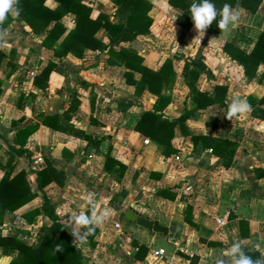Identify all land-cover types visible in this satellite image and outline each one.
Returning <instances> with one entry per match:
<instances>
[{"label": "crops", "instance_id": "0c3cea01", "mask_svg": "<svg viewBox=\"0 0 264 264\" xmlns=\"http://www.w3.org/2000/svg\"><path fill=\"white\" fill-rule=\"evenodd\" d=\"M88 1L94 9L102 6L99 0ZM108 1L110 10H95L112 15L114 9ZM147 1L152 5L148 13L152 18L149 34L122 45L131 46L151 69L160 67L166 58L172 59L176 76L163 90L170 96L164 115L177 117L194 107L182 77L183 57L201 61L211 72L209 77L200 73L199 90L211 92L214 85L226 86L225 105H208L189 116L185 122L187 134L182 135L175 128L171 140L174 152L164 155L162 144L134 128L141 114L153 108L157 97L147 90L136 95L134 87L124 81V68L109 65L105 52L85 50L82 58L70 53L57 58L51 49L41 45L43 36L31 33L23 22L13 20L0 27V47L7 55L0 64V156L7 144L13 143L19 127L40 122L44 115L57 114L58 123L77 131L72 135L39 125L29 136L25 147L31 156L18 157L14 172L24 169L34 185L35 172L48 159L65 172L66 180L62 186L52 182L42 191L35 188L34 199L6 212L1 234L16 235L17 239L34 244L40 225L49 224L50 220L39 214L27 223L22 214L38 207L41 193H45L60 221L77 238L83 234L73 217L85 213L89 206L90 224L98 231L93 247L84 237L80 239L82 264H188L191 256H197L196 264H228L230 258L223 252L234 242L240 243L242 250L257 251L264 262V177H254V169L264 168V119L253 117L250 107L231 117L226 114L234 97L245 101L249 97V102L251 98H264V65L260 63L255 76L248 80L242 66L223 50L226 42H233L246 53L252 49L264 31V0L256 13L241 8L237 0L230 9L239 13V19L227 30L208 34L192 25L182 42L178 41L182 28L177 22L181 11L168 0ZM55 4L54 0H45L47 7ZM61 21L66 31L74 26L70 13ZM167 25L174 34H169ZM96 36L107 40L103 30ZM170 36L173 44L165 45ZM11 49L15 69L6 77ZM176 54L182 56L174 58ZM48 61L57 67L41 89L34 86L33 79ZM30 71L34 72L33 77L29 76ZM73 94L79 105L66 117L64 110ZM256 105L264 108V102ZM81 134L100 142L89 144ZM201 136L236 142L229 166H224L212 150L215 141L206 144ZM107 152L125 166L121 176L104 170ZM126 209L157 220L168 227L167 233L127 220ZM155 241H167L171 247L167 250L154 246ZM135 243L147 248L143 262L134 259ZM257 243L261 247H254ZM159 248L164 249V254L154 259L152 251ZM10 258L0 252V264H7Z\"/></svg>", "mask_w": 264, "mask_h": 264}, {"label": "trees", "instance_id": "16d2710c", "mask_svg": "<svg viewBox=\"0 0 264 264\" xmlns=\"http://www.w3.org/2000/svg\"><path fill=\"white\" fill-rule=\"evenodd\" d=\"M54 1L55 6L50 8L45 5V0H17L15 7L19 9L18 15H6L3 22L0 23V27H6L13 20L23 22L29 27L31 33L43 36L41 45L51 49L57 58L66 56L68 53L82 58L85 50L105 52L109 65L124 68L122 73L124 81L134 87L136 95L147 90L157 97L153 108L141 114L134 128L141 134L149 136L153 141L162 144L165 147L164 155L173 151L171 140L174 137L175 128H178L182 135L187 134L188 129L185 122L189 116L208 105H225L226 86L214 85L211 92L199 90L197 80L200 73L204 72L209 77L211 72L201 61L183 57L182 77L189 89L194 107L177 117L170 118L164 115L163 109L170 102V96L164 94L163 90L174 82L176 76L172 59L166 58L160 67L151 69L143 64L142 56L131 46L122 45L129 44L136 38L149 34L152 24V18L148 14L152 7L149 1L110 0L114 9L112 15L104 11H96L88 0ZM236 2L237 0H212L217 9H221L224 4L233 7ZM261 2L262 0H239V5L250 13H256ZM168 3L181 11L177 22L182 28L178 41L182 42L193 25L189 16V6L192 0H168ZM68 13L74 17V26L66 31L61 19ZM218 19L219 16L204 31L208 34L218 33L220 30L216 26ZM99 30L104 31L107 39L105 42L96 36ZM223 50L232 60L242 66L244 76L250 80L255 76L258 65L260 63L264 65V31L260 32L252 49L247 53L239 49L233 42H226L223 45ZM13 56L14 50L11 49L7 62L10 69L6 73V77L15 69V65L11 62ZM181 56L176 54L174 58ZM4 58H7V55L0 47V64ZM56 67L55 62L48 61L33 79L34 86L44 89L47 86L50 72ZM262 75H264V70ZM1 92L2 80H0V94ZM246 102L251 108L253 117L264 119V108L256 105V103L264 102V98L258 101L251 98L249 102V97H247ZM78 105L79 100L73 94L64 110L65 116L68 117L73 114ZM39 125L48 126L60 132H68L72 135L77 133L72 128L58 123L57 114L44 115L40 122H30L16 130L13 143H8L6 150L0 156V170L2 171L0 178V226L3 224L6 212L17 210L36 197L35 188L42 191L45 186L52 182L62 186L66 180L65 172L54 167L48 159H45L44 165L35 172L34 185L26 178L24 169L14 172L18 157L25 155L29 158L31 156V151L25 147V144ZM81 135L89 144L100 142L99 139L92 138L87 134ZM199 138L206 144H210L213 139L206 136ZM213 140L215 143L212 150H215L216 154L220 156L224 166H229L236 151V142L222 138H214ZM103 168L106 172L116 174L119 177L122 175L125 166L107 152ZM254 177H264V168L254 169ZM89 209L88 206L84 213L87 217ZM39 214L46 216L50 223L40 225L38 238L34 244L25 243L17 239L16 235H2L0 229V252L2 255L11 257L7 264H82L80 239L76 237L68 225L60 221L50 198L45 193H41L38 207L29 209L22 215L27 223H32ZM89 227L93 229L90 233L87 231ZM81 231L89 246L93 247L95 245L94 237L98 229L89 224L87 226L81 225ZM135 246L137 251L134 254V259L143 262L147 248L137 243ZM243 251L254 260L260 258V254L255 250L244 249ZM197 259V256H191L188 264H196Z\"/></svg>", "mask_w": 264, "mask_h": 264}, {"label": "clouds", "instance_id": "9594fccd", "mask_svg": "<svg viewBox=\"0 0 264 264\" xmlns=\"http://www.w3.org/2000/svg\"><path fill=\"white\" fill-rule=\"evenodd\" d=\"M17 0H0V23L3 22L6 15H18L19 9L15 7ZM189 16L192 24L196 30L203 32L204 29L219 16L216 26L219 29L227 30L229 26L239 19V13L230 9L228 4H224L221 9H217L212 3V0H192L189 6ZM249 109V105L245 100L233 98L227 107V116L231 117L237 112H243ZM76 225L87 226L92 223V220L84 213L73 217ZM90 233L92 228H88ZM83 240V237H79ZM254 247L259 248V243ZM223 255L229 257L228 264H264L260 258L253 259L245 254L242 250L240 243L234 242L227 249L224 250ZM224 264V262H222Z\"/></svg>", "mask_w": 264, "mask_h": 264}, {"label": "water", "instance_id": "95a60500", "mask_svg": "<svg viewBox=\"0 0 264 264\" xmlns=\"http://www.w3.org/2000/svg\"><path fill=\"white\" fill-rule=\"evenodd\" d=\"M124 217L131 222H135L137 225L152 229L155 232L167 233L168 231V227L160 225L157 220H150L142 215L135 213L130 209L125 210Z\"/></svg>", "mask_w": 264, "mask_h": 264}, {"label": "rangeland", "instance_id": "374dc122", "mask_svg": "<svg viewBox=\"0 0 264 264\" xmlns=\"http://www.w3.org/2000/svg\"><path fill=\"white\" fill-rule=\"evenodd\" d=\"M101 2V3H100ZM99 3L101 6V8H95L96 10H100V9H106V10H110V7H109V1L108 0H99ZM104 3L105 4H108V6H104ZM167 27H169V34H174V31L170 28L171 26L170 25H167ZM173 38L172 36H170L169 38H167V42L165 43V45H172L173 44ZM123 220V218H121ZM82 244V243H81ZM155 245L154 246H163L164 248H166L167 250L170 249L171 245L167 242V241H155L154 243Z\"/></svg>", "mask_w": 264, "mask_h": 264}, {"label": "built area", "instance_id": "2783aa9c", "mask_svg": "<svg viewBox=\"0 0 264 264\" xmlns=\"http://www.w3.org/2000/svg\"><path fill=\"white\" fill-rule=\"evenodd\" d=\"M29 76L30 77H33L34 76V72L33 71H30L29 72ZM144 142L145 143H148L149 140L148 139H144ZM218 222L220 223V220H218ZM116 226H118V224H115ZM164 254V249L163 248H159V249H155L154 251H152V257L155 259V258H158L159 256H163ZM171 264V263H170Z\"/></svg>", "mask_w": 264, "mask_h": 264}]
</instances>
